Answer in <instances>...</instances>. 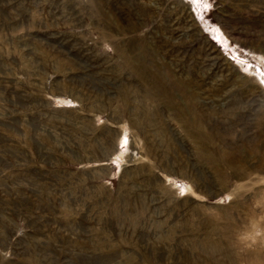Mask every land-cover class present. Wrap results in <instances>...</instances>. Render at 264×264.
Here are the masks:
<instances>
[{"label": "rangeland", "instance_id": "374dc122", "mask_svg": "<svg viewBox=\"0 0 264 264\" xmlns=\"http://www.w3.org/2000/svg\"><path fill=\"white\" fill-rule=\"evenodd\" d=\"M0 264H264V0H0Z\"/></svg>", "mask_w": 264, "mask_h": 264}]
</instances>
